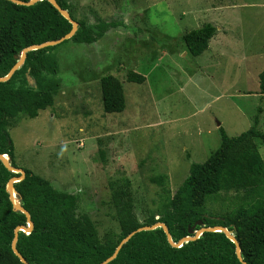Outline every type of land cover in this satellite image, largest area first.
<instances>
[{
	"label": "rangeland",
	"instance_id": "374dc122",
	"mask_svg": "<svg viewBox=\"0 0 264 264\" xmlns=\"http://www.w3.org/2000/svg\"><path fill=\"white\" fill-rule=\"evenodd\" d=\"M66 1L78 19H122L125 27L91 44L57 45L61 86L52 105L12 119L8 132L16 164L77 193V214L88 215L102 237L118 231L112 187L129 182L143 222L166 190L175 192L191 162L218 148L219 126L236 136L261 107L257 128L264 133V0ZM208 22L216 32L207 49L190 55L180 36ZM128 69L144 82H127ZM106 75L122 81L126 106L119 113L102 110L99 80ZM259 152L264 160V145ZM161 173L163 187L149 180ZM238 195L219 192L207 213L231 209Z\"/></svg>",
	"mask_w": 264,
	"mask_h": 264
},
{
	"label": "trees",
	"instance_id": "16d2710c",
	"mask_svg": "<svg viewBox=\"0 0 264 264\" xmlns=\"http://www.w3.org/2000/svg\"><path fill=\"white\" fill-rule=\"evenodd\" d=\"M55 1L77 22L74 34L61 43L91 44L110 29L125 27L122 19L96 18L94 22L78 19L66 0ZM70 29V22L47 0L31 5L0 0V77L9 72L22 49L59 39ZM215 32V26L208 22L186 30L179 40L190 55L197 56L207 49ZM59 44L28 51L11 77L0 82V154L8 156L12 167L19 166L8 127L19 115L33 118L39 110L52 105L61 86L58 62L52 54ZM125 80L141 84L145 76L128 69ZM258 82L259 95L263 97L264 70L258 73ZM99 88L103 112L119 113L125 109L120 79L103 76ZM261 112L258 107L252 125L236 136H229L219 126L218 148L203 162H191L175 192L170 195L165 189L164 200L153 205L154 211L143 222L135 214L129 182L112 187L109 204L114 209L118 231L102 237L88 215L77 214V193L61 191L31 169L19 167L24 176L13 182L14 199L28 211L33 228L28 233L18 231L16 249L29 264H99L113 253L121 239L140 226L162 222L171 240L177 242L193 235L188 233V228L195 231L220 225L238 241L244 262L264 264V161L258 151L259 145H264V133L257 128ZM17 176L19 172L8 170L0 160V264H23L13 253L11 241L14 228L27 226V219L23 212L13 208L6 188L9 179ZM149 180L163 187L167 175L156 174ZM221 191L242 192V195H238L231 209L210 215L206 203ZM199 220L201 224H196ZM107 264L242 263L236 256L235 244L222 231H204L196 239L174 247L162 228L156 227L136 232Z\"/></svg>",
	"mask_w": 264,
	"mask_h": 264
},
{
	"label": "water",
	"instance_id": "95a60500",
	"mask_svg": "<svg viewBox=\"0 0 264 264\" xmlns=\"http://www.w3.org/2000/svg\"><path fill=\"white\" fill-rule=\"evenodd\" d=\"M15 4H19V5H31L32 3H34L35 1H38V0H29V1H20V0H9ZM58 12L61 16H63L65 19H67L70 24H71V29L68 33H66L65 35H63L62 37H60L59 39H56V40H51V41H46V42H43L41 44H38V45H30L28 47H25L24 49H22L20 55L18 56V59L17 61L15 62V64L11 67V69L9 70V72L3 76V77H0V82H3V81H6L8 80L11 75L13 74V72L23 63V61L25 60L26 58V53L30 50H35V49H40V48H44V47H47V46H52V45H56V44H59L61 43L62 41L66 40V39H69L73 34L74 32L76 31L77 29V22L75 20H73L69 13L67 12V10L65 9H62L58 3L55 1V0H47ZM30 80V79H29ZM31 82V81H30ZM0 160L2 161V163L4 164V166L10 170V171H13V172H19L20 173V176H17V177H12L9 179V181L7 182V185H6V188L9 192V199L11 200L12 202V205H13V208L16 209V210H19L21 212L24 213V215L26 216V219H27V226H16L14 228V231H13V239L11 241V249L13 251V253L18 257V259L20 260L21 263L23 264H29L25 259L24 257L18 252V250L16 249V246H15V243H16V240H17V235H18V231H24V232H29L32 230L33 228V223L31 222L30 220V217H29V213L28 211H26L15 199H14V188H13V182H16V181H19L23 178L24 176V172L22 170V168H19V167H12L9 162H8V156H5L3 154H0ZM196 224H201V221H197ZM156 227H161L162 230L164 231V233L166 234V237H167V240L168 242L170 243L171 246H174V247H178L183 241H187V240H194L196 239L197 237H199V235L204 232V231H222L224 232L225 236L230 239L234 244H235V253H236V256L238 258V260L242 263V264H247L246 262H244L241 258V255H240V247H239V244H238V241L234 238V236L232 234H230V232L223 226H220V225H216V226H209V227H202V228H199L195 231H193L192 228H188V233L189 234H193L192 236L190 235H187V236H184L182 237L181 239H179L177 242H173L170 238V234L168 232V229L166 227V225L162 222H156L154 224H151V225H144V226H140L138 227L137 229L131 231L130 233H128L123 239L120 240V242L118 243V245L116 246V248L114 249L113 253L107 257L105 260H103L102 262H100L99 264H107L108 262H110L111 260H113L118 251L120 250L121 246L126 243L130 237H132L136 232H139V231H143V230H151V229H154Z\"/></svg>",
	"mask_w": 264,
	"mask_h": 264
},
{
	"label": "crops",
	"instance_id": "0c3cea01",
	"mask_svg": "<svg viewBox=\"0 0 264 264\" xmlns=\"http://www.w3.org/2000/svg\"><path fill=\"white\" fill-rule=\"evenodd\" d=\"M264 98V97H263ZM262 110H263V108H262ZM258 151H259V148H258ZM260 153V152H259ZM261 155V154H260ZM261 157H262V155H261ZM263 159V158H262ZM264 161V160H263Z\"/></svg>",
	"mask_w": 264,
	"mask_h": 264
}]
</instances>
